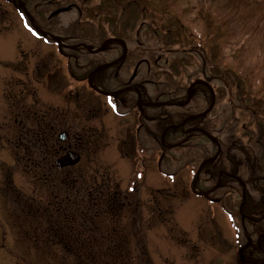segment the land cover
Wrapping results in <instances>:
<instances>
[{
  "label": "rangeland",
  "instance_id": "rangeland-1",
  "mask_svg": "<svg viewBox=\"0 0 264 264\" xmlns=\"http://www.w3.org/2000/svg\"><path fill=\"white\" fill-rule=\"evenodd\" d=\"M139 1H151V11L133 19V22L136 26L146 22L150 28L154 26L158 30L156 36L151 34L149 38L145 35L147 31L142 32V42L146 43L144 49L159 51L163 57L159 62L161 67L172 64L174 60L188 61L187 70L181 72L177 79L182 85L188 84L191 77L201 75L202 62L205 61L203 54L210 63L207 67L209 75L210 66L217 64L221 69L232 70L233 76L240 78V89L232 84L226 89V85L217 78L214 87L221 89V93L218 92L219 103L209 119L215 125L216 134L219 133L218 128L238 126V135L245 141L246 136L250 138L257 120L255 113L252 116L248 109L257 111L260 117L258 122L264 121V13L254 8L253 11L243 10L244 15H239L233 23H226L224 19L225 24L237 25L235 36L231 29H226L228 26L224 27L218 21V14L210 11L213 24L210 23L214 30V34H211L203 24L204 16L200 14V9L196 14H190L186 1L169 9H164L166 0ZM91 2L90 7L104 4L105 0ZM16 10L13 5L0 0V264H59L60 261L57 257L59 254L48 256L37 252L33 244L25 242L20 227L16 226L20 222L16 213L17 196L21 194L29 199H37L40 204L48 203L51 186H40V177L46 174L50 182L62 179V171L48 168L49 160L44 171L37 172L35 169V163L42 162V155L38 154L40 146H34V139L32 142L26 140L29 137L25 134L26 130L32 123L26 118L27 112L26 115L20 114L23 108L42 114L46 122L52 119L51 115H59L55 123L58 131L55 146L59 149L77 146L84 154L81 166L85 172L92 173L99 166L118 185L120 192L132 196V207L135 200L138 202L145 227L138 229L137 236V228H133L134 222L128 218L125 220V235L131 244L138 238L142 239L152 264H234L238 255L236 249H239L241 241L237 235L238 227L235 229L221 210L223 192L215 194L209 206V199L202 200L191 191L194 172L199 166L196 161L199 155L196 154L202 155L203 145L209 147L211 143L200 140L188 155L172 150L171 160L163 158V153L153 142L132 139L139 138L134 125L127 118V123L122 127L109 101L95 95L83 97L91 107V114L78 110L74 117L72 113L68 115L69 111H74L73 92L77 88L86 93L88 83L79 84L70 78L61 52L49 39L46 43L42 37L34 35ZM198 14L200 17L196 18ZM90 16L97 17L99 29L105 27L108 31L114 30L113 26H122L126 18L118 11L112 16L116 22L105 24L106 17H98L97 14ZM250 18L252 20L243 25ZM77 19L75 10L63 13L55 20L53 28L55 32L62 33V26L68 27ZM82 21L95 23L85 20V17ZM200 30L201 33H195ZM167 31H183V34L173 47L161 51V46L167 47L163 38ZM136 32L137 29L131 33L135 36ZM130 35L129 38H133ZM230 38L235 39L232 45L227 44ZM238 41L243 42L242 47L236 45ZM141 71H147V68ZM50 77L56 78L55 86ZM240 90L245 92H241L242 98L238 96ZM145 92L148 99L153 94L150 86L145 88ZM62 114L70 134L66 143L59 140ZM88 131L98 138L90 140ZM23 139L31 150V160L26 163L30 168L28 170L19 159L24 154L20 147L24 146L16 144ZM135 148H141V154ZM190 157L192 161L187 163ZM7 176L12 177L14 191L6 195L2 191L7 185ZM133 184L135 190L130 192V185ZM203 184L207 183L203 181ZM53 188L62 195V188L55 183ZM199 191H203V188L200 187ZM152 208L159 215L154 214ZM109 224L100 225L108 227ZM98 238L104 241L105 236L99 235Z\"/></svg>",
  "mask_w": 264,
  "mask_h": 264
},
{
  "label": "trees",
  "instance_id": "trees-1",
  "mask_svg": "<svg viewBox=\"0 0 264 264\" xmlns=\"http://www.w3.org/2000/svg\"><path fill=\"white\" fill-rule=\"evenodd\" d=\"M69 1L71 5L75 4L76 6H81L79 8L85 20H91L93 18L90 16L91 14H109L110 17L112 13H116L123 9V13L121 12V14L123 17H126L123 25H129V28L126 29L131 32L137 29L135 36H138V38H135L136 41L132 38H130V40L126 38L128 42H134V46L136 47L128 56L131 61V66L134 68L141 61H147L149 64L148 72H146L145 77L143 79L141 78L137 83L145 81L148 85H153V101H178L180 85L176 77H179L181 72L187 70L189 62L174 60L172 64L159 69L157 67L159 58L153 55V49L149 48L145 50L143 48L146 43L141 41V37L139 38L140 33L147 31L145 35L149 38L151 34L156 36L158 30L154 29V26L150 28V25H146V22L136 26L133 19H138L140 16L148 14L151 11L149 8L151 3L149 1L105 0L104 4L92 7H90L92 3L91 0ZM185 1L190 8V14H196V11L200 9V14L204 16L202 19L203 24L211 34H214V30L210 23L212 22L213 24V20H210L209 17L210 11L218 14V21L222 22L224 27L228 26L226 29H231L235 36L238 31H235L236 28H238L237 25L225 24L224 19H226V23H233L237 21L239 15H244V13H242L243 10L253 11L254 8H258V10L264 13V0H167V5L164 9L172 8L174 5H178L180 2ZM200 14H198L196 18L200 17ZM35 17L40 25L45 26L46 18L41 16L38 17L37 15H35ZM251 20L250 18L248 21L244 22L243 25L248 24ZM115 22L116 19L112 18L110 20V23ZM145 27H147V30ZM116 30H118V28H116ZM201 31L202 30L199 32L196 31L195 33L199 34ZM167 32L168 33L163 36L164 43L167 47L161 46V51H167L169 47H173L176 40L181 39V34H183V31L180 33L173 31ZM107 34L108 30L105 27H103V29H98L92 25L91 22L82 21L70 37L73 38L74 43L78 41L102 43L105 41ZM234 40L235 39L230 38L227 44L232 45ZM236 45L242 47L243 42L238 41ZM203 57L205 61L202 62L201 72L206 74L207 67L210 63H208L205 55H203ZM108 70L109 69H106L104 72L99 73L98 80L105 90L110 91L111 83L107 75ZM210 70L211 78L208 79L210 83H212V80L219 78L225 81L228 86H230L229 82L239 84L238 76H233L234 73L230 69H221L217 64H212ZM82 73L81 71L79 74ZM116 83L118 84V82ZM121 98L123 97L119 99ZM132 100L137 104L136 98ZM205 102L204 109L209 107L211 103L210 94L209 98L206 97ZM82 103L77 105L73 109L74 111H69L68 115L72 113L74 117V114L79 108L83 107ZM83 108L91 114L89 107L84 106ZM183 110L182 108H177L176 112H172L168 107L163 106H148L146 108L147 115H157V117H161V121L154 124V126L152 125L151 131H147V134H151L152 138L156 140L157 146L164 151H167L168 148H166L163 143L173 146L174 144L181 143V141L186 138V135L182 132V127L166 130L168 125L166 120H171L169 123L178 125L190 115L188 111L184 113ZM255 114L257 115V113ZM51 116L52 119L49 122H46V117L42 115L28 113L26 116L33 124L32 127L26 130L25 134L29 136L26 137V140L29 139L32 142L34 139L35 143L33 144L34 146H40L38 154L42 155V162H36L34 165L37 171H44L46 161L49 160V169L58 172L55 166V160L63 151L54 144L55 137L58 133L55 123H57L59 115L53 114ZM166 117L169 118L164 119ZM258 119L260 118L258 117ZM65 120V116L62 114V131H69V128L66 127L67 124L63 122ZM202 122V118L189 121L184 128L187 129L190 123L194 124V126L203 124L206 130L210 128L208 124ZM260 122H262L260 131L263 132L264 121ZM208 131L212 133L214 130L209 129ZM87 136L90 140H96L98 138L89 131ZM192 137V142L189 141L181 145L178 147V150L185 152L188 148V144L194 143L199 138H205L203 134L198 132L193 133ZM23 138L25 139V137ZM238 138L239 137L236 135V127H228L225 130V141H220L225 148L229 147L232 143H237L240 146ZM24 139L19 141V144H21L19 146L25 147V149L21 147L24 154L22 157H19V159L25 164V168L27 169L28 166L26 163L31 160V150L29 145H25ZM258 144L261 149L264 148V142H259ZM211 156H213V153L207 154L203 152L202 155L203 159H208ZM198 161L200 160L198 159ZM43 162H45V165ZM81 165L82 163L74 168L64 169L62 171V179H54L53 182L49 181L46 174L40 177V186L43 188L51 186L49 190L50 200L48 203L40 204V201L37 199H29L21 196V194L17 196L19 202L17 204L18 208L16 213L20 221L18 228L20 227L25 242L33 244L34 249L44 255L56 256L59 254L60 256H57L58 259H60L59 264H152L150 255L142 239L138 238L131 244L128 237L125 235V220L128 218L134 222L133 228H137V230H135L137 236L139 232L138 229L145 227L142 215H140L138 202L135 200L134 206L132 207V196L120 192L118 185L111 177H108V173L104 169L97 166V170H93V172L90 173L89 171L85 172V168ZM220 169V160L208 164L203 169V177H209L211 180L216 179ZM53 183H55L57 187L62 188V195L58 194L59 190L58 193L55 192ZM6 184L7 188L5 189V194L7 195L10 191L13 193L14 187L11 176H7ZM130 188H135V185H130ZM158 203L157 201V204ZM151 210L154 214L159 215L158 211L155 209L152 208ZM100 224L109 225L108 227H102ZM99 235L105 236L104 241L98 238Z\"/></svg>",
  "mask_w": 264,
  "mask_h": 264
},
{
  "label": "flooded vegetation",
  "instance_id": "flooded-vegetation-1",
  "mask_svg": "<svg viewBox=\"0 0 264 264\" xmlns=\"http://www.w3.org/2000/svg\"><path fill=\"white\" fill-rule=\"evenodd\" d=\"M37 8L39 7L37 6ZM35 14H38V12L35 11ZM112 49L114 57L109 58L108 61L102 63L104 65H106L105 63L108 65L112 64V66L108 68L109 70L107 72L109 81L111 83V90L108 92L113 94L115 99H118L117 104L120 105V103H122L123 106L131 105L132 107H137L138 112L134 111L128 115V121L138 124L139 138L134 137L133 139L138 142H145L147 140L149 141L147 134L143 131V127L146 122L156 124L157 119L158 121H161V117H157V115L146 114V108L148 107L146 106L147 97L143 90V86L146 85V82L143 81L142 83H132L131 78H129L131 72L130 59H121V45H116V47H113ZM96 70H98V68H95L93 71ZM104 71L105 69H100L99 73ZM99 73L96 74L95 81L98 83L99 87L105 90L98 80ZM116 82H118V84ZM122 90L127 91L122 95ZM201 92L206 94L205 90H201ZM139 94H141V102L139 100ZM120 97L123 98L119 99ZM133 98H136L137 104L134 103L132 100ZM131 100L132 102L130 103ZM119 108H121V105ZM168 118L169 117H166L164 119ZM167 127H175V125L172 126L170 123H168ZM187 129L205 130L203 124L194 126L192 123H190V126ZM222 134L225 136V130L222 131ZM262 139L263 137L259 138V132L257 131L255 135V142L259 143L262 141ZM190 140L193 141V137L190 136L187 141ZM198 140L206 139L199 138ZM223 141H225V137H223ZM232 148V146L227 147L226 157L228 161L235 162V164L231 165L230 169H228L227 160L225 161L224 159L221 164L222 171H220V173L222 174V191L223 193L230 192L239 195L238 192L241 189L243 190L244 188H251L252 192V197L249 199L247 198L245 202L240 203V205L236 207L238 211L237 220L242 232L240 247L239 249H236L238 253L236 264H264V169L262 167L257 168V165L253 160V163L251 162L250 167L245 164L246 169L242 170L243 166L236 163V155H229ZM204 151L207 153L208 151H211V148L207 147ZM226 152H222L221 157L224 156ZM260 156L264 158L263 154ZM254 158L257 161L262 162L256 156H254Z\"/></svg>",
  "mask_w": 264,
  "mask_h": 264
},
{
  "label": "water",
  "instance_id": "water-1",
  "mask_svg": "<svg viewBox=\"0 0 264 264\" xmlns=\"http://www.w3.org/2000/svg\"><path fill=\"white\" fill-rule=\"evenodd\" d=\"M30 19H31V22H32V25L34 26V28L39 32L41 33L42 35H45V36H49L47 34H44L42 33V31H40L36 25L34 24V21H33V18L29 15ZM57 41H59L58 38H55ZM68 135L67 134H63L61 135V140L62 141H65L67 139ZM80 155L78 153H74V152H71L69 154H67L66 156L62 157L61 159H59L57 161V165L59 168L63 169L65 167H69V166H75L77 165L79 162H80Z\"/></svg>",
  "mask_w": 264,
  "mask_h": 264
}]
</instances>
